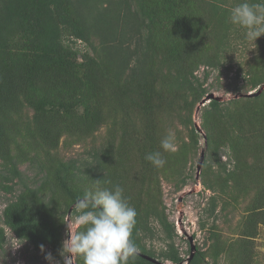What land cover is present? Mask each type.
<instances>
[{"label":"rangeland","instance_id":"rangeland-1","mask_svg":"<svg viewBox=\"0 0 264 264\" xmlns=\"http://www.w3.org/2000/svg\"><path fill=\"white\" fill-rule=\"evenodd\" d=\"M66 1L84 39L65 43L78 53L76 69L86 82L91 69L84 55L95 61L96 89L87 103L100 108L102 119L85 123L79 98H65V107L48 111L24 99L9 109L0 143V173L7 178L0 187V264H63V242L84 230L74 223L76 205L67 212L68 188L89 192L114 185L142 211L145 245L161 264H174L165 258L172 249L182 264H191L197 253V264H264V35L254 44L245 29L212 15L214 4L230 16L243 0H185L188 13L175 0V8L157 9L152 23L139 11L154 0ZM197 10L206 31L188 33L179 57L173 55L163 34L187 31L186 18L195 21L187 15ZM150 28L148 45L142 37ZM146 47L151 50L140 71L136 60ZM209 95L217 106L202 104ZM5 107L0 102V116ZM169 130L175 152L161 147ZM156 151L166 160L161 168L145 159ZM74 165L86 178H75ZM14 166L23 182L11 173ZM38 201H48L49 208ZM17 203L35 220L33 238L6 224L5 210ZM48 230L62 239L58 254L46 243ZM49 253L52 261L45 258ZM71 264L84 260L74 256Z\"/></svg>","mask_w":264,"mask_h":264},{"label":"trees","instance_id":"trees-1","mask_svg":"<svg viewBox=\"0 0 264 264\" xmlns=\"http://www.w3.org/2000/svg\"><path fill=\"white\" fill-rule=\"evenodd\" d=\"M178 2L182 8V13H186L188 10L183 7L185 6V0H178ZM174 3L175 0H154L151 5L142 9V12L139 11V16L150 23L157 22V9L164 8L166 10L167 7L173 9L175 6L170 5H174ZM69 7L66 0H0V102L6 106L3 116H0V143L7 136L6 116L8 111L14 108L15 103L21 99H24L27 103L29 102L28 104L34 103L38 109L42 108L41 110L48 111L52 107H65V98L67 100L79 98L82 99L85 106V115L82 117L85 123L96 118L98 120L102 119L100 108L91 110L87 103L88 97L93 95L92 91L96 89L95 61L90 56L84 55V61L91 69L89 73L91 81L86 82L78 75L76 69L78 67V53L65 43V38L69 41L84 39L77 16L73 12L67 11ZM220 10L221 8L218 5H212V15L219 14L223 23L228 26L230 22L229 12H224L221 15ZM187 16H191L192 19L195 16V21L194 23L192 21V24L189 21L190 18H186L185 23H189L186 28L187 31L182 30V28L174 31L163 28V31L166 30V33L163 34L165 39L173 47L172 54L175 56L178 54V57L181 47L184 46L182 40L184 38L187 40V36L195 29L205 32L207 28V26H202L203 15L201 11L197 10ZM178 27H181V25L178 24ZM150 31L151 28L142 37V40L148 45L151 44ZM16 38L19 43L15 41ZM186 42L188 43V41ZM14 46H16L14 50H18L17 53L16 51L11 52ZM150 50V47H146L142 52V57L137 58L138 65L135 66V69L143 70L140 64L145 61V55H148ZM14 53H16V59H7ZM210 104L217 106L218 102L211 101ZM74 167H76L75 178H86L82 174L81 168L79 171L77 165H74ZM93 167L91 165L90 168H86L88 174ZM67 168V164L62 165V170L66 171ZM11 173L19 181H24V173L15 166ZM4 179L7 178L2 172L0 173V187H4L2 184ZM84 193L83 191L74 192L68 188L70 199V204L67 206L68 214L70 210L72 213L71 207L77 205ZM30 197L34 201L36 193L31 191ZM128 200L137 211V224L133 230L132 239L137 244L139 253L135 258H129L127 263L158 264L145 258L146 255L157 259L144 242L146 235L149 233L144 215L137 204L131 202L130 198ZM37 204L43 207V210H47L50 205L48 201H38ZM23 205L17 203L7 207L4 212L6 224L18 235H27L33 238L35 229H37L36 223L31 214L27 216L22 214ZM73 209V212L78 214L77 207L75 206ZM160 219L163 220V217ZM48 231L52 238L48 239L46 243L58 254L62 239L50 230ZM2 241L3 237L0 234V246ZM165 258L174 264H182L184 261L174 249ZM200 258L201 253H197L190 260L191 264H197Z\"/></svg>","mask_w":264,"mask_h":264},{"label":"clouds","instance_id":"clouds-1","mask_svg":"<svg viewBox=\"0 0 264 264\" xmlns=\"http://www.w3.org/2000/svg\"><path fill=\"white\" fill-rule=\"evenodd\" d=\"M229 20L245 29V39L254 43L264 35V0L256 3L243 0L231 9ZM161 147L166 152L177 150L172 130L161 140ZM145 159L157 168L166 164L159 151L147 154ZM76 207L78 214L74 223L84 230L70 232V237L63 242V264H71L74 256H81L84 264H127L129 258L138 255L139 248L132 239L137 211L124 196L120 185L85 192ZM40 247L43 251L44 246ZM45 258L53 259L50 253Z\"/></svg>","mask_w":264,"mask_h":264},{"label":"water","instance_id":"water-1","mask_svg":"<svg viewBox=\"0 0 264 264\" xmlns=\"http://www.w3.org/2000/svg\"><path fill=\"white\" fill-rule=\"evenodd\" d=\"M259 94H260V92L257 91V92H253V93L248 94V96H250V97H256V96H258ZM213 97H214L213 95H209L205 100H203L202 104H204V103H206V102H210V101H212ZM203 159H204V153L202 154V159H201V161H200V163H199V165H198V169H200V168L202 167ZM70 214H71V210H70V212H69V215H70ZM192 249L195 250V247L192 246ZM193 257H194V254H192V256L190 257V259H192ZM145 258H147L148 260H151V261L154 262V263L161 264V262L158 261L157 259H153V258H151V257H149V256H146V255H145Z\"/></svg>","mask_w":264,"mask_h":264}]
</instances>
